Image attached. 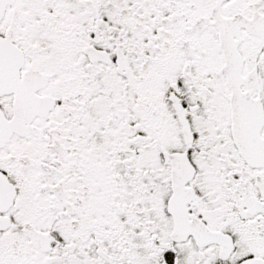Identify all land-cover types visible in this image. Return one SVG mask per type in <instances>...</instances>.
Here are the masks:
<instances>
[{
    "label": "snow or ice",
    "instance_id": "1",
    "mask_svg": "<svg viewBox=\"0 0 264 264\" xmlns=\"http://www.w3.org/2000/svg\"><path fill=\"white\" fill-rule=\"evenodd\" d=\"M0 264H264V0H0Z\"/></svg>",
    "mask_w": 264,
    "mask_h": 264
}]
</instances>
